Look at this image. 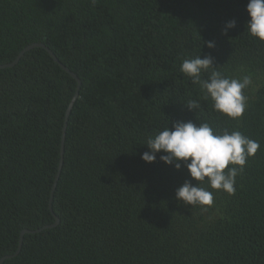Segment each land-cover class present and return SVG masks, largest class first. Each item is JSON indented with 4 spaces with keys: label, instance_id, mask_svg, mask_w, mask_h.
Wrapping results in <instances>:
<instances>
[{
    "label": "trees",
    "instance_id": "obj_1",
    "mask_svg": "<svg viewBox=\"0 0 264 264\" xmlns=\"http://www.w3.org/2000/svg\"><path fill=\"white\" fill-rule=\"evenodd\" d=\"M2 264H264V0H0Z\"/></svg>",
    "mask_w": 264,
    "mask_h": 264
},
{
    "label": "water",
    "instance_id": "obj_2",
    "mask_svg": "<svg viewBox=\"0 0 264 264\" xmlns=\"http://www.w3.org/2000/svg\"><path fill=\"white\" fill-rule=\"evenodd\" d=\"M33 47H43L48 53L49 55L65 70L67 71L68 73H70L77 81V86L75 88V91L72 95V97L70 98L69 102H68V105L66 107V110H65V113H64V123H63V128H62V133H61V139H60V155H59V161H58V165H57V170H56V173H55V176H54V180H53V183H52V186H51V191H50V198H49V207L51 208V201H52V196H53V193H54V190H55V187H56V184H57V180L59 178V175H60V172H61V169H62V164H63V156H64V139H65V132H66V126H67V121H68V116L71 112V109L73 107V104H74V101L75 99L77 98V95H78V90H79V86H80V80L79 78L77 77V75L70 71L69 68H67L64 64H62L58 59L57 57L55 56V54L47 47L45 46L43 43L41 42H32V43H29L28 45L24 46L19 52L18 54L16 55V57L11 61V62H7V63H2L0 64V68H4V67H11L13 66L14 64H16L19 60V58L29 49L33 48ZM54 218H55V221L49 225H45L44 227H41V228H37V229H22L19 233V238H18V242H17V248L15 249V251L11 254H7V255H3L2 257H0V264L3 263V261L6 259V258H10V257H13V256H16L20 249H21V245H22V242H23V237H24V234L25 233H32V232H38L40 230H42L43 228H46V227H52V226H55L59 219L58 217L54 214Z\"/></svg>",
    "mask_w": 264,
    "mask_h": 264
}]
</instances>
